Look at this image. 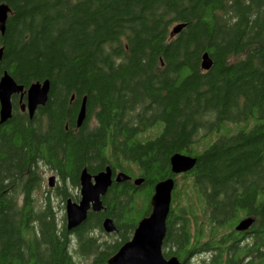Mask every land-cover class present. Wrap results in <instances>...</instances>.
Masks as SVG:
<instances>
[{
    "label": "trees",
    "instance_id": "trees-1",
    "mask_svg": "<svg viewBox=\"0 0 264 264\" xmlns=\"http://www.w3.org/2000/svg\"><path fill=\"white\" fill-rule=\"evenodd\" d=\"M1 4L11 12L0 31V79L7 72L25 91L49 80L51 90L32 120L14 97L12 118L0 125V264H107L168 178L175 189L164 256L204 240L227 243L234 215L264 216V200L255 202L264 194V0ZM204 53L214 63L207 72ZM84 98L87 118L77 128ZM176 153L196 158L195 168L174 176ZM42 164L74 188L85 168L109 166L131 179L113 184L103 211L75 230L74 246L50 198L34 199ZM247 176L252 186L238 195L232 181ZM58 194L69 196L65 187ZM105 218L117 228L114 242L95 235ZM73 247L90 262H76ZM230 249L244 258L238 245Z\"/></svg>",
    "mask_w": 264,
    "mask_h": 264
},
{
    "label": "water",
    "instance_id": "water-1",
    "mask_svg": "<svg viewBox=\"0 0 264 264\" xmlns=\"http://www.w3.org/2000/svg\"><path fill=\"white\" fill-rule=\"evenodd\" d=\"M11 10L6 4L0 5V31L5 33L8 15ZM185 25H177L172 30V36L178 35ZM2 57V50H0ZM213 60L208 53L202 56L201 69L209 71L213 67ZM51 90L49 80L32 84L25 91L23 86L18 85L15 80L5 72L0 79V125L6 124L12 118V99L19 95L21 102L26 97V103L21 104V111L27 112L32 120L40 107L47 105ZM73 99V98H72ZM87 99L84 98L77 115L76 126L81 128L87 118ZM197 164V159L181 153L174 154L170 159L171 172L174 176L191 172ZM131 179L124 172L114 175L111 167H106L96 175H92L85 168L80 173L81 201L75 203L68 200L65 204L66 229L69 233L78 229L88 218L90 212L99 213L103 211L102 198L106 196L113 184H123ZM55 177L48 180L50 188L55 187ZM144 180H134V185L139 187ZM175 189L173 178L160 181L155 185L154 194L151 198V213L144 217L137 225L130 241L125 243L115 253L107 264H181L174 257L169 260L163 256V244L167 233V220L171 212L172 196ZM251 220L241 222L237 231H245L249 228ZM104 233L111 235L116 233L117 228L112 219L107 218L102 223Z\"/></svg>",
    "mask_w": 264,
    "mask_h": 264
},
{
    "label": "flooded vegetation",
    "instance_id": "flooded-vegetation-1",
    "mask_svg": "<svg viewBox=\"0 0 264 264\" xmlns=\"http://www.w3.org/2000/svg\"><path fill=\"white\" fill-rule=\"evenodd\" d=\"M14 97L19 98L20 106L21 104H25L27 101L26 97L22 99V102L19 95ZM22 113L28 114L27 112ZM117 173L115 172L114 175L116 176ZM55 174L58 176L56 172ZM249 180L250 178H248V176L244 177V180H242V178L234 179L231 186H233V189L236 190L238 195H242L243 193L245 194L247 190H250V187L252 186ZM238 181L239 183H237ZM217 187L220 188L219 185ZM72 189L74 190V193H70L69 191H67L69 196L67 198L64 196L65 198H63V200L60 199L62 203L66 204L68 200H72L75 203H79L81 201L80 176L79 187H72ZM260 189H264V186H260ZM56 190L58 191L59 188H57ZM223 198L224 196L222 194L217 195V201H221ZM230 199V203H233L235 200L233 194L230 196ZM258 200H264V194L260 193L259 195H256L255 202H257ZM233 213H236L234 209ZM246 220L252 221L249 228L245 231H237L236 229L238 225ZM233 223L235 225L231 229H229L232 232L228 233L230 238L227 243L220 241V239L214 240L212 242L204 240L202 244L193 245L192 243H190L191 245L189 244L190 246L186 249H182L181 251L172 250L171 253H168L166 255L167 257L164 256V253L163 256L167 260L176 257L181 264H261V262L264 261V216L251 214V212L246 211L239 215V217H236L234 215ZM69 234L73 236V244H75L74 246H76V240L74 237L75 230ZM231 243L238 245V250L246 251L244 254H242L244 258H236V255L230 249V247L232 246Z\"/></svg>",
    "mask_w": 264,
    "mask_h": 264
},
{
    "label": "rangeland",
    "instance_id": "rangeland-1",
    "mask_svg": "<svg viewBox=\"0 0 264 264\" xmlns=\"http://www.w3.org/2000/svg\"><path fill=\"white\" fill-rule=\"evenodd\" d=\"M93 122L94 121L92 118L90 121V124L93 125ZM204 131H205L204 129L201 131L200 136L204 135ZM37 170L39 172L41 180H40V184H39V189H36L34 191V199H35V201L37 200L38 202L41 203L47 197H49L53 207L55 208V210L57 212L58 219H60V221H61L64 217H66L65 204L60 201V196H59L58 191L56 189L57 188L61 189L62 187H65L66 191H69L70 193H74V190L72 189V187L68 183H62L60 181L59 177L55 174V172L53 170L49 169L47 166H44L42 164V165H40V167ZM51 177L56 178L54 188H50L48 185V180ZM95 235L101 240V242H104V241L114 242V240L116 239V237L114 235H108L106 233H101L100 231H98ZM73 245H75V244H73ZM75 249H76L75 247L71 248V254H72L73 258L76 260V262H81V263L82 262H84V263L90 262V257H88L86 260H84V259L82 260V258L77 254V252H75Z\"/></svg>",
    "mask_w": 264,
    "mask_h": 264
}]
</instances>
